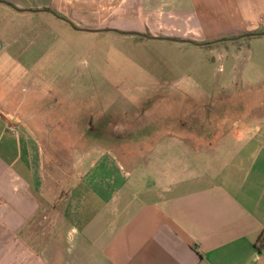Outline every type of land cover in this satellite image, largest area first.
Returning a JSON list of instances; mask_svg holds the SVG:
<instances>
[{
  "label": "crops",
  "instance_id": "1",
  "mask_svg": "<svg viewBox=\"0 0 264 264\" xmlns=\"http://www.w3.org/2000/svg\"><path fill=\"white\" fill-rule=\"evenodd\" d=\"M0 1L14 7L0 3V264H264V122L211 161L193 148L194 128L176 124L98 142L103 151L75 157L79 182L65 195L46 179L17 89L2 86L17 82L25 50L49 42L45 10L85 28L213 43L264 32V0Z\"/></svg>",
  "mask_w": 264,
  "mask_h": 264
},
{
  "label": "rangeland",
  "instance_id": "2",
  "mask_svg": "<svg viewBox=\"0 0 264 264\" xmlns=\"http://www.w3.org/2000/svg\"><path fill=\"white\" fill-rule=\"evenodd\" d=\"M39 16L51 25L49 42L25 50L24 64L11 66L17 82L2 86L17 89L19 115L28 117V133L39 140L46 179L65 184V195L79 182L75 157L103 151L98 142L140 141L176 124L181 131L194 128L193 148L211 161L236 151L251 120L264 122V37L196 47L69 20L89 30L79 31L54 16ZM202 128L209 131L200 141ZM137 149L134 144L131 151Z\"/></svg>",
  "mask_w": 264,
  "mask_h": 264
},
{
  "label": "water",
  "instance_id": "3",
  "mask_svg": "<svg viewBox=\"0 0 264 264\" xmlns=\"http://www.w3.org/2000/svg\"><path fill=\"white\" fill-rule=\"evenodd\" d=\"M0 3L5 4L11 8H14L11 4L5 2V1H0ZM46 12L52 14L53 16L67 22L68 24H70L72 26L73 29L75 30H81L79 28H77L75 25H73L71 22H69L68 20L60 17L59 15H57L55 12L49 11V10H45ZM31 12H40V11H31ZM81 31H89V30H81ZM100 32V31H98ZM102 32H114V33H118L121 35H125V36H132V37H141V38H148V39H155V40H164V41H169V42H173V43H179V44H188V45H193L196 47H208L213 45L214 43H225V42H238L240 40L243 39H247V38H254V37H264V32L261 33H250V34H245L236 38H231V39H225V40H220L217 42H213V43H198L192 40H177V39H171V38H163V37H149L147 35L141 34V33H137V32H121L119 30H115V29H108V30H103Z\"/></svg>",
  "mask_w": 264,
  "mask_h": 264
},
{
  "label": "trees",
  "instance_id": "4",
  "mask_svg": "<svg viewBox=\"0 0 264 264\" xmlns=\"http://www.w3.org/2000/svg\"><path fill=\"white\" fill-rule=\"evenodd\" d=\"M50 11V10H49ZM250 34V33H249ZM213 45H215V43L213 44Z\"/></svg>",
  "mask_w": 264,
  "mask_h": 264
}]
</instances>
